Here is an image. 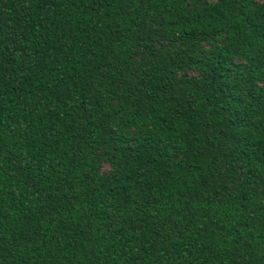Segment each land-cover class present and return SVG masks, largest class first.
Wrapping results in <instances>:
<instances>
[{"label": "trees", "instance_id": "trees-1", "mask_svg": "<svg viewBox=\"0 0 264 264\" xmlns=\"http://www.w3.org/2000/svg\"><path fill=\"white\" fill-rule=\"evenodd\" d=\"M0 264H264V0H0Z\"/></svg>", "mask_w": 264, "mask_h": 264}]
</instances>
